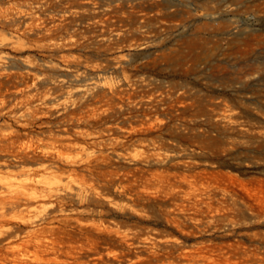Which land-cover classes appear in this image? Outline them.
<instances>
[{
  "label": "rangeland",
  "instance_id": "obj_1",
  "mask_svg": "<svg viewBox=\"0 0 264 264\" xmlns=\"http://www.w3.org/2000/svg\"><path fill=\"white\" fill-rule=\"evenodd\" d=\"M0 264H264V0H0Z\"/></svg>",
  "mask_w": 264,
  "mask_h": 264
},
{
  "label": "bare ground",
  "instance_id": "obj_2",
  "mask_svg": "<svg viewBox=\"0 0 264 264\" xmlns=\"http://www.w3.org/2000/svg\"><path fill=\"white\" fill-rule=\"evenodd\" d=\"M3 184L4 186H6L7 188H10L11 186H14V180L13 179H7L4 182H0V185Z\"/></svg>",
  "mask_w": 264,
  "mask_h": 264
}]
</instances>
